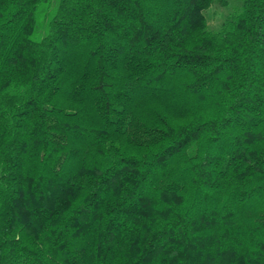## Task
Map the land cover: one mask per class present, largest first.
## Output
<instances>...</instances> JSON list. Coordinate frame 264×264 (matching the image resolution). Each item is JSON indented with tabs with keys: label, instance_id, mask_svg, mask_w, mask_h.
<instances>
[{
	"label": "trees",
	"instance_id": "trees-1",
	"mask_svg": "<svg viewBox=\"0 0 264 264\" xmlns=\"http://www.w3.org/2000/svg\"><path fill=\"white\" fill-rule=\"evenodd\" d=\"M0 264H264V0H0Z\"/></svg>",
	"mask_w": 264,
	"mask_h": 264
},
{
	"label": "rangeland",
	"instance_id": "rangeland-1",
	"mask_svg": "<svg viewBox=\"0 0 264 264\" xmlns=\"http://www.w3.org/2000/svg\"><path fill=\"white\" fill-rule=\"evenodd\" d=\"M228 9L221 8L218 5L212 6L205 12L206 19L211 28L216 29L220 26L223 18L227 15Z\"/></svg>",
	"mask_w": 264,
	"mask_h": 264
}]
</instances>
